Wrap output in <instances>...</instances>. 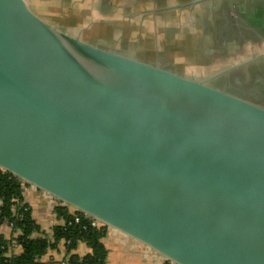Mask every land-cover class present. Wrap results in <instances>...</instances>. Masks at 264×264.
Masks as SVG:
<instances>
[{
	"label": "water",
	"instance_id": "95a60500",
	"mask_svg": "<svg viewBox=\"0 0 264 264\" xmlns=\"http://www.w3.org/2000/svg\"><path fill=\"white\" fill-rule=\"evenodd\" d=\"M238 65L188 78L0 0V170L172 264H264V107L209 84Z\"/></svg>",
	"mask_w": 264,
	"mask_h": 264
},
{
	"label": "crops",
	"instance_id": "0c3cea01",
	"mask_svg": "<svg viewBox=\"0 0 264 264\" xmlns=\"http://www.w3.org/2000/svg\"><path fill=\"white\" fill-rule=\"evenodd\" d=\"M44 1L48 2L47 7ZM56 3L53 14L46 10ZM192 0H28L43 20L80 40L98 47L133 55L135 58L179 75L207 78L224 66L248 54V46L234 47L226 39L219 44L214 31L219 16H233L234 0H213L188 5ZM226 1L228 4L226 5ZM227 6L225 13L221 12ZM33 8V9H34ZM49 10V9H48ZM242 51V55H237ZM226 67V66H225ZM178 70H181L182 73ZM186 71L185 73H183ZM24 202L33 211L32 219L49 241L52 228L61 225L53 213L55 201L34 187L23 189ZM43 212V215H40ZM0 235L11 236V229L0 223ZM107 250L105 264H165V259L143 244L108 229L102 238ZM89 250L79 242L72 250L60 241L41 258L43 264L67 262L70 254L81 258Z\"/></svg>",
	"mask_w": 264,
	"mask_h": 264
},
{
	"label": "trees",
	"instance_id": "16d2710c",
	"mask_svg": "<svg viewBox=\"0 0 264 264\" xmlns=\"http://www.w3.org/2000/svg\"><path fill=\"white\" fill-rule=\"evenodd\" d=\"M53 213L63 223L52 228L49 241L32 219L30 209L24 202L20 181L0 170V223L11 228L9 238L0 235V264H43L42 256L60 241H64L69 250L79 242H83L89 250L81 258L70 254L67 262L105 264L107 250L102 244V238L107 227H92L90 219L85 215L57 201ZM75 217L79 218L78 223H74ZM165 264L172 263L165 260Z\"/></svg>",
	"mask_w": 264,
	"mask_h": 264
},
{
	"label": "flooded vegetation",
	"instance_id": "af4514ba",
	"mask_svg": "<svg viewBox=\"0 0 264 264\" xmlns=\"http://www.w3.org/2000/svg\"><path fill=\"white\" fill-rule=\"evenodd\" d=\"M226 5L221 6V12L227 11ZM233 6L232 17L226 19L225 15L219 16L214 27V39L219 44L228 39L234 47L246 45L251 50L247 58L244 56V59L233 62L227 68L238 66L209 82H213L216 88L264 107V0H234ZM261 46L262 53L258 50ZM237 55H242V51Z\"/></svg>",
	"mask_w": 264,
	"mask_h": 264
},
{
	"label": "rangeland",
	"instance_id": "374dc122",
	"mask_svg": "<svg viewBox=\"0 0 264 264\" xmlns=\"http://www.w3.org/2000/svg\"><path fill=\"white\" fill-rule=\"evenodd\" d=\"M27 2H28V0H27ZM40 2H42V0H40ZM44 3L46 4V7H47V3L48 2H46V1H44ZM50 3V5L48 6V9L46 10L50 15H52L53 14V10L55 9V7H56V3H54L53 1L52 2H49ZM28 5H29V7H30V9L36 14V15H39L40 17H44V15H42L41 13L42 12H39V11H36L35 10V8L34 7H32L31 5H30V3L28 2ZM34 8V9H33ZM48 23H50V24H54L51 20H48ZM251 49H248V52L250 51ZM258 50H260V51H258V52H260V53H262L263 52V47L261 46ZM249 54V53H248ZM248 54H245L244 56H245V58H247L249 55ZM222 64V66H224V67H222V68H220L218 71H220V70H222V69H225V66H226V68H227V66H229L230 64H231V62L230 63H221ZM233 64V63H232ZM179 72H180V74L182 73V71L181 70H178ZM186 71H184L183 73H185ZM217 72V71H216ZM216 72H214V73H216ZM184 76V75H183ZM188 78H192V79H200V78H198V77H190V76H187ZM202 79V78H201ZM204 79V78H203ZM213 82H209V84L210 85H212L213 86V84H212ZM38 210V207H36V209H34V206H33V211H37ZM33 211H32V209L30 210V212L31 213H33ZM40 215H43L44 216V214H43V212L40 214Z\"/></svg>",
	"mask_w": 264,
	"mask_h": 264
},
{
	"label": "built area",
	"instance_id": "2783aa9c",
	"mask_svg": "<svg viewBox=\"0 0 264 264\" xmlns=\"http://www.w3.org/2000/svg\"><path fill=\"white\" fill-rule=\"evenodd\" d=\"M21 183V182H20ZM21 185H22V187H23V189H24V187H26L25 185H23L22 183H21ZM54 200V199H53ZM55 202H56V200H54ZM79 222V218L78 217H75L74 218V223H78ZM90 225L92 226V227H100V226H103V225H101L100 223H98L97 221H95V220H92V219H90ZM9 227V226H8ZM10 228V227H9ZM11 229V228H10ZM109 229V228H108ZM19 232H16V234H18Z\"/></svg>",
	"mask_w": 264,
	"mask_h": 264
}]
</instances>
